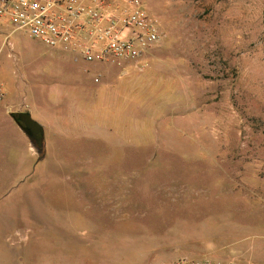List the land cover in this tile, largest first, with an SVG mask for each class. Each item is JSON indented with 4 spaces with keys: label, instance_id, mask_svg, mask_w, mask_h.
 Wrapping results in <instances>:
<instances>
[{
    "label": "rangeland",
    "instance_id": "1",
    "mask_svg": "<svg viewBox=\"0 0 264 264\" xmlns=\"http://www.w3.org/2000/svg\"><path fill=\"white\" fill-rule=\"evenodd\" d=\"M142 3L163 38L139 69L100 87L84 130L74 125L68 139L49 136L46 109L94 64L0 28L5 105L26 106L45 152L38 161L13 119L0 116V264L19 253V211L35 208L27 195H68L91 208L99 195H122L143 217L136 196L157 195L184 204L178 212L189 220H210L212 245L242 239L245 261L264 258V0ZM95 74L86 70L89 87Z\"/></svg>",
    "mask_w": 264,
    "mask_h": 264
},
{
    "label": "crops",
    "instance_id": "2",
    "mask_svg": "<svg viewBox=\"0 0 264 264\" xmlns=\"http://www.w3.org/2000/svg\"><path fill=\"white\" fill-rule=\"evenodd\" d=\"M91 64L95 68L81 70L76 78L68 79L66 89L55 92L56 101L45 112L50 113L49 127L52 131L49 136L60 134L68 139L70 136L64 131L74 125L84 130L91 111L90 99L94 96L99 98L102 85L113 87L123 76L117 67ZM88 69L96 70L95 75H100L98 82L93 80L91 90L84 81ZM132 73L127 81L129 85L132 80H137ZM5 100L0 116L12 118L14 113L29 112L26 106L14 111V106L5 105ZM42 106L38 105V108L44 109ZM22 132L29 149L36 153L26 133ZM32 196L35 205L32 214L27 209L19 211L22 223L17 239L19 253L9 256L7 264H174L199 259L222 264L234 260L264 264V258L245 261L246 251H238L242 247V239L230 238L219 247L212 245L218 243V238L211 241L210 236L206 237L207 229L212 228L210 220H189L178 212L184 204L157 199V195L136 196L137 204L147 211L144 217L142 212L133 213L132 201L122 198V195H99L93 208L87 207L89 205L75 207L66 201L68 195H27V198Z\"/></svg>",
    "mask_w": 264,
    "mask_h": 264
},
{
    "label": "built area",
    "instance_id": "3",
    "mask_svg": "<svg viewBox=\"0 0 264 264\" xmlns=\"http://www.w3.org/2000/svg\"><path fill=\"white\" fill-rule=\"evenodd\" d=\"M5 24L69 54L74 62L111 65L122 75L127 68L139 69L144 55L163 38L142 0H0V28ZM99 79L95 75L93 80ZM4 99L0 80V108ZM174 264L222 263L199 259Z\"/></svg>",
    "mask_w": 264,
    "mask_h": 264
},
{
    "label": "water",
    "instance_id": "4",
    "mask_svg": "<svg viewBox=\"0 0 264 264\" xmlns=\"http://www.w3.org/2000/svg\"><path fill=\"white\" fill-rule=\"evenodd\" d=\"M14 122L26 133L31 144L36 148H41L44 142L43 127L32 119L29 112L12 114Z\"/></svg>",
    "mask_w": 264,
    "mask_h": 264
},
{
    "label": "trees",
    "instance_id": "5",
    "mask_svg": "<svg viewBox=\"0 0 264 264\" xmlns=\"http://www.w3.org/2000/svg\"><path fill=\"white\" fill-rule=\"evenodd\" d=\"M45 156V152L44 150L41 148H38L37 149V158H38V161L42 160Z\"/></svg>",
    "mask_w": 264,
    "mask_h": 264
}]
</instances>
